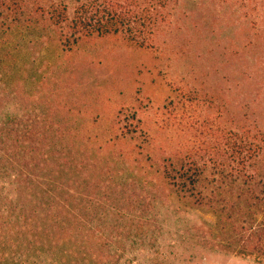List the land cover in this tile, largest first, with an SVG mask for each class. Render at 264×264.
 Masks as SVG:
<instances>
[{
	"label": "rangeland",
	"instance_id": "obj_1",
	"mask_svg": "<svg viewBox=\"0 0 264 264\" xmlns=\"http://www.w3.org/2000/svg\"><path fill=\"white\" fill-rule=\"evenodd\" d=\"M64 1L71 16L75 0ZM169 12L146 47L78 38L47 14L0 15V119L14 120L0 146V214L25 188L37 193L43 117L83 157L72 193L117 185L133 213L154 220L152 237L125 238L119 264H264V228L248 247L229 244L264 221L263 155L251 168L219 156L241 170L230 175L214 170L212 150L224 128L264 129V0H170ZM213 185L233 193L213 202ZM241 202L255 221H236Z\"/></svg>",
	"mask_w": 264,
	"mask_h": 264
},
{
	"label": "trees",
	"instance_id": "obj_2",
	"mask_svg": "<svg viewBox=\"0 0 264 264\" xmlns=\"http://www.w3.org/2000/svg\"><path fill=\"white\" fill-rule=\"evenodd\" d=\"M169 8L170 0H75L70 16L68 2L64 0H0V15L6 19L11 15L12 19H17L26 13L29 18L32 13L47 14L53 26L61 29L67 26L72 34L79 35L78 38L111 34L141 47L153 44L157 33L170 19ZM12 118L0 119V146L8 142L9 123L14 122ZM35 124L46 129L37 132L38 138L46 140L40 149L37 193H33L31 187L25 188L26 197L21 205L10 201L0 214V264H41L43 260L51 264H119L125 253V238L143 240L149 233L152 237L150 227L154 220L144 213H133L129 197H122L117 185L106 187L93 183L86 185L85 191L73 188L76 193H72L70 189L74 181L70 179L80 175V170L76 169L84 166L83 157L65 150V134L55 131L54 125L49 129L45 118L36 119ZM254 129L255 133L250 136L239 135L236 128L226 131L227 135L223 131L225 128L221 135L213 134L214 170L221 168L223 174L224 169H229L230 175L237 170L241 172L236 166L218 161L219 156L228 155L232 162L248 168L260 155L264 159V129L258 124ZM29 134L25 133L20 140ZM230 136V140L225 139ZM184 173L187 171L180 169L181 177L185 176ZM249 177L261 178L256 172ZM214 179L213 184L217 182ZM248 182L244 180V184ZM92 188L96 192L91 199L88 196ZM229 188L213 185V202L219 201L217 196L228 195ZM101 189L104 190L102 194ZM242 194L236 195L238 200ZM257 200L262 202L260 198ZM262 200L264 202V195ZM240 205L235 213L236 221L240 218H243L242 223L255 221L252 213L243 211L242 202ZM263 228L264 221L256 223L255 230L250 229L244 235L246 230L242 227L241 233L236 235L237 240L235 234L230 235L234 241L229 244L231 247L234 243V246L248 247L258 229ZM31 254L36 259H30Z\"/></svg>",
	"mask_w": 264,
	"mask_h": 264
}]
</instances>
